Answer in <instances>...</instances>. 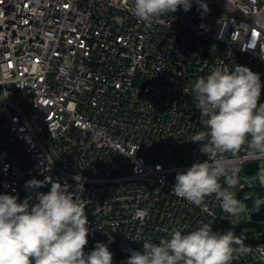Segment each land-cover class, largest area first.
<instances>
[{
    "label": "built area",
    "instance_id": "built-area-1",
    "mask_svg": "<svg viewBox=\"0 0 264 264\" xmlns=\"http://www.w3.org/2000/svg\"><path fill=\"white\" fill-rule=\"evenodd\" d=\"M132 8L133 0H0V194L31 206L52 182L67 186L85 203L84 251L104 243L112 264H126L122 248L202 222L252 247L231 264H264V221L251 215L264 195L247 204L264 187V159L243 148L225 154L247 226L233 225L215 194L197 206L173 192L178 172L207 159L191 140L204 129L190 91L198 78L218 64L247 66L264 103V0H191L151 24ZM254 162L259 171L246 174ZM32 179L44 183L29 188Z\"/></svg>",
    "mask_w": 264,
    "mask_h": 264
},
{
    "label": "clouds",
    "instance_id": "clouds-1",
    "mask_svg": "<svg viewBox=\"0 0 264 264\" xmlns=\"http://www.w3.org/2000/svg\"><path fill=\"white\" fill-rule=\"evenodd\" d=\"M178 6L188 11L191 0H133L132 14L151 24ZM190 91L204 126L191 140L201 143L200 151L207 159L176 174L174 195L199 206L206 196L215 194L226 218L235 225L246 206L232 191L239 177L225 154L235 156L243 148L249 158L264 159L260 75L247 66L229 70L218 64L206 78H198ZM258 179L264 185V171ZM26 183L37 188L44 182L32 179ZM36 199L30 206L28 199L17 202L16 196L0 194V264H112V253L104 243L97 242L89 253L84 251L89 232L85 203L74 199L67 186L52 182L50 191L38 192ZM261 205L264 200L256 202V210ZM146 215L138 211L134 219L143 222ZM252 251L233 229L213 232L210 224L202 222L187 234L174 231L170 240L144 242L142 250L131 251L126 264H231ZM256 251L264 255V245L256 246Z\"/></svg>",
    "mask_w": 264,
    "mask_h": 264
},
{
    "label": "water",
    "instance_id": "water-1",
    "mask_svg": "<svg viewBox=\"0 0 264 264\" xmlns=\"http://www.w3.org/2000/svg\"><path fill=\"white\" fill-rule=\"evenodd\" d=\"M260 169V163L259 162H254V163H248L245 167H244V171L246 174L248 175H253L256 172H258ZM251 215L252 218L255 221H264V205H261L259 210H256V205H254L251 208Z\"/></svg>",
    "mask_w": 264,
    "mask_h": 264
},
{
    "label": "trees",
    "instance_id": "trees-1",
    "mask_svg": "<svg viewBox=\"0 0 264 264\" xmlns=\"http://www.w3.org/2000/svg\"><path fill=\"white\" fill-rule=\"evenodd\" d=\"M258 195L259 196L264 195V187L261 190H259V193H257V195L254 196V198H252L247 204L255 201L259 197ZM247 204H246V208L248 207ZM161 240H164V239L156 238L155 240H152V241H149V242H151V243H159ZM143 244H137V245H132V246H129V247H126V248H122L120 250V256H123V260L127 261V258L131 255V251L132 250H142Z\"/></svg>",
    "mask_w": 264,
    "mask_h": 264
},
{
    "label": "rangeland",
    "instance_id": "rangeland-1",
    "mask_svg": "<svg viewBox=\"0 0 264 264\" xmlns=\"http://www.w3.org/2000/svg\"><path fill=\"white\" fill-rule=\"evenodd\" d=\"M261 171H264V160L261 161ZM248 193H249V191H245L243 193V195L248 194ZM234 194H235L236 198H238L240 196L238 186L235 187ZM236 219H237L238 223L242 226H244V225L247 226L249 224L248 217L246 216L245 212L241 213Z\"/></svg>",
    "mask_w": 264,
    "mask_h": 264
}]
</instances>
